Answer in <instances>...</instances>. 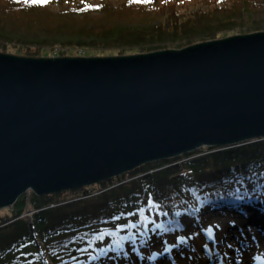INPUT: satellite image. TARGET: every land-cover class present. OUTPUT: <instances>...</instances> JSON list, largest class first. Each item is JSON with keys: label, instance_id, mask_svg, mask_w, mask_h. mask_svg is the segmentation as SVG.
Masks as SVG:
<instances>
[{"label": "water", "instance_id": "water-1", "mask_svg": "<svg viewBox=\"0 0 264 264\" xmlns=\"http://www.w3.org/2000/svg\"><path fill=\"white\" fill-rule=\"evenodd\" d=\"M264 139V31L146 53L0 52V208Z\"/></svg>", "mask_w": 264, "mask_h": 264}, {"label": "trees", "instance_id": "trees-1", "mask_svg": "<svg viewBox=\"0 0 264 264\" xmlns=\"http://www.w3.org/2000/svg\"><path fill=\"white\" fill-rule=\"evenodd\" d=\"M0 3V48L9 47L26 57L53 56L46 46L57 44L67 50L146 53L183 48L231 32L264 31V0H127L119 8L105 6L102 18L94 23L72 24L62 22L87 13L82 9L47 13L44 16H51L50 21H35L28 17L44 3ZM195 5L201 7L188 13L186 9ZM6 14H23L26 25L13 24L11 19L5 23ZM67 50L54 56H73ZM234 181L243 188L254 183L255 191L264 187V139L202 147L72 190L31 192L28 198L21 194L10 212L0 215V264H79L98 244L122 241L124 232L133 240L138 238L137 220L147 218L152 223L153 209L164 214L166 221L153 225L151 233L163 226L176 232L178 212L194 215L206 209L224 214L255 207V212L263 214L257 200L241 199ZM27 210L31 214L23 216Z\"/></svg>", "mask_w": 264, "mask_h": 264}, {"label": "rangeland", "instance_id": "rangeland-1", "mask_svg": "<svg viewBox=\"0 0 264 264\" xmlns=\"http://www.w3.org/2000/svg\"><path fill=\"white\" fill-rule=\"evenodd\" d=\"M126 1L127 0H48L47 3H44L43 7L39 8V12L30 15L28 19L43 21V19L46 18L47 21H50L51 16H44L47 15V13L53 15L54 13L71 12L72 10L82 9L80 11L87 13V15H79L73 19H71V17L70 19L66 18L62 24H72V22L94 23V20H97V18H102L103 14L101 11L105 6L119 8ZM157 1L160 2L162 0ZM215 1L217 3L219 2V0ZM199 7L201 6H190L186 10L188 13H191L197 11ZM36 14H40L44 17H33ZM22 16L23 14H6L5 17H3V21L7 23L11 19L13 24L19 22L26 25V16L25 14L24 18H22ZM20 17L22 19H20ZM70 27L74 28V25ZM236 34L242 33L231 32L223 35V37ZM223 37L221 36L220 38ZM46 47L50 49V53H53V56L59 55V52L63 49L67 50L66 46L59 44L53 47ZM9 49V47L5 50L0 48V52L20 55L16 54L13 49L7 51ZM69 51L73 56H110L143 53L130 50L122 54L123 52L121 51L104 48H89L84 50L80 47L68 49L65 52L67 53ZM47 57H51V55ZM234 184L237 190L236 192L241 196V199L257 200L260 203L259 206L261 208L259 210L263 211V214L262 212H255L257 210L255 207L249 209L243 207L244 210L237 212L226 210L224 214L213 213L206 209H199L195 211L194 215L193 213L187 215L183 212H178V226L176 227V232H172L169 227L163 226V229H161V227L158 229L155 228L157 232L151 233L153 225L160 226L162 222L164 223L166 221L164 214L153 209L151 216L152 223H149L147 218H139L137 220L138 238L133 240V237H130L132 236L130 233L124 232L121 235L124 236L122 241L113 240L98 244L96 250L92 254L86 256L79 264H207V262H205L206 259L209 260L211 264H220L221 255L225 249L223 239L227 235V232H224L225 225L227 228H232L228 237L232 235L235 239H238L239 242H243L247 245V250L250 253L253 251L251 247L260 243L264 244V225H262L259 220V218L264 220V187L259 186V190L255 191L256 188L254 187V183H248L244 188L238 182ZM31 192V190L25 192L26 198L29 197V193ZM11 207L12 206L0 208V215L9 213ZM30 214L31 211L27 210L23 216L27 217ZM246 220L248 221L246 222ZM240 221L244 223L240 225ZM259 227H261L263 231H261ZM209 229L211 230V235H209ZM134 232L136 233V230ZM197 234L200 236H197ZM151 236L153 237L151 238ZM251 236H253V238ZM196 237L202 238V241L196 240ZM181 238H183V242H181ZM204 240L212 251L210 255H208L207 246L203 244ZM233 244H235V240H233ZM230 255L232 257L235 256V254ZM254 256L250 257L248 264L260 263V261L256 262V260L253 259Z\"/></svg>", "mask_w": 264, "mask_h": 264}, {"label": "bare ground", "instance_id": "bare-ground-1", "mask_svg": "<svg viewBox=\"0 0 264 264\" xmlns=\"http://www.w3.org/2000/svg\"><path fill=\"white\" fill-rule=\"evenodd\" d=\"M256 218H259V217H256ZM248 220H246V222ZM259 220H260V223L262 225H264V220L261 218H259ZM242 223H244V222L240 221V225ZM231 229L232 228H230V227L227 228L226 225L224 226V232H227V235L223 239L225 249L222 252L220 264H233V263L234 264H240V263L248 264V260L250 259V257H252L254 255H256V256H254L253 259L256 260V262L260 261V263H258V264H264V244H261V243L256 244L254 247H251V249H253V251H251L249 253V251L247 250V245H245L243 242H239V240L235 239V237L232 235L230 237H228L229 236L228 234L231 233V231H232ZM259 229L261 231H263V229L261 227H259ZM197 236H200V235L197 234ZM251 237L253 238V236H251ZM196 240L202 241V238L196 237ZM233 240H235V244H233ZM203 244L205 246H207V248H208V255L212 254V251H211L210 247L207 245V243H205V240H204ZM237 246H239V247H237ZM230 254H232V255L235 254V256L232 257ZM257 258H260V259H257ZM218 259H219V257H218ZM205 262H207V264H211V262L207 259ZM231 262H233V263H231ZM166 264H168V263H166Z\"/></svg>", "mask_w": 264, "mask_h": 264}, {"label": "snow or ice", "instance_id": "snow-or-ice-1", "mask_svg": "<svg viewBox=\"0 0 264 264\" xmlns=\"http://www.w3.org/2000/svg\"><path fill=\"white\" fill-rule=\"evenodd\" d=\"M33 2H39V3H47L48 0H33ZM209 235H211V230L209 229ZM181 242H183V238H181ZM167 251V249H166ZM257 259H260V258H257Z\"/></svg>", "mask_w": 264, "mask_h": 264}]
</instances>
